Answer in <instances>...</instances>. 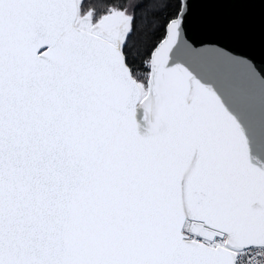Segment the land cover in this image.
Returning a JSON list of instances; mask_svg holds the SVG:
<instances>
[{"label": "snow or ice", "instance_id": "snow-or-ice-1", "mask_svg": "<svg viewBox=\"0 0 264 264\" xmlns=\"http://www.w3.org/2000/svg\"><path fill=\"white\" fill-rule=\"evenodd\" d=\"M140 7L0 0V264H264V68Z\"/></svg>", "mask_w": 264, "mask_h": 264}, {"label": "water", "instance_id": "water-1", "mask_svg": "<svg viewBox=\"0 0 264 264\" xmlns=\"http://www.w3.org/2000/svg\"><path fill=\"white\" fill-rule=\"evenodd\" d=\"M187 35L199 47L252 57L264 68V0H191Z\"/></svg>", "mask_w": 264, "mask_h": 264}, {"label": "trees", "instance_id": "trees-1", "mask_svg": "<svg viewBox=\"0 0 264 264\" xmlns=\"http://www.w3.org/2000/svg\"><path fill=\"white\" fill-rule=\"evenodd\" d=\"M141 7L134 10V14L138 19L146 20V27L151 29L152 24L155 20L159 19L162 21L163 19V11H158L151 7V5L159 3L160 0H139ZM135 40L139 41V34L134 37Z\"/></svg>", "mask_w": 264, "mask_h": 264}]
</instances>
